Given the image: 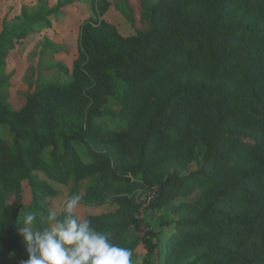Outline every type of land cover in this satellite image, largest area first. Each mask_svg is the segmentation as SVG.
<instances>
[{"label":"trees","instance_id":"1","mask_svg":"<svg viewBox=\"0 0 264 264\" xmlns=\"http://www.w3.org/2000/svg\"><path fill=\"white\" fill-rule=\"evenodd\" d=\"M109 7L96 0L100 15ZM143 7L146 28L129 37L83 23L78 83L37 81L14 111L0 82V125L12 134L10 144L0 136V259H28L17 228L28 213L36 214V228L49 225L52 181L72 182L68 199L116 205L85 218L131 249L134 264L139 243L153 254L158 235L129 240L128 231L140 229L142 210L176 199L166 264H264V0H143ZM116 8L134 22L126 0ZM56 10L2 28L0 67ZM72 102L75 116H67L62 107ZM103 117L118 128L93 123ZM198 145L201 165L182 174ZM22 182L31 202L20 217ZM145 187L155 195L142 208L137 195Z\"/></svg>","mask_w":264,"mask_h":264},{"label":"rangeland","instance_id":"2","mask_svg":"<svg viewBox=\"0 0 264 264\" xmlns=\"http://www.w3.org/2000/svg\"><path fill=\"white\" fill-rule=\"evenodd\" d=\"M150 4L158 0H148ZM109 9L102 15L96 11V0H0V31L6 25L22 21L24 14H34L39 11H56L47 16V23L35 24L31 31L8 54L4 64L0 67L1 88L6 96L9 107L18 111L25 104L26 98L32 93L37 81L75 83L73 68L75 63L81 61L79 52L80 29L83 23L90 22L101 34L103 32H116L123 37H129L136 31L144 30L145 24L141 17L144 11L143 0H126L132 9L134 22H129L125 15L116 8L120 0H108ZM75 102L62 107L67 116H75L73 107ZM110 109L118 112L120 107L115 99L110 100ZM94 124L110 129H117L118 122L111 117L94 119ZM0 136L9 144L12 142V134L8 129L0 125ZM204 148L198 145L195 148V159L189 163L181 173L196 170L202 162ZM49 153V148L44 154ZM78 154L86 162L88 161L83 149ZM48 183L56 191V196L48 199L49 212L62 214L64 205L68 200L69 187L67 184ZM23 200L19 207L20 217H23L31 202V192L26 182H22ZM152 189L145 187L138 192V201L143 204L145 197ZM180 200L176 199L160 208L141 212L143 223L139 230H129L128 239L137 237H151L150 232L158 235V246L153 254L148 255L144 243L141 241L135 249V264H143L147 258L153 264H166L164 252V240L172 230L170 222L175 219L172 206ZM145 208V207H144ZM116 205L107 202L101 206H91L79 202L73 210V214L84 219L90 214L113 212ZM50 223V222H49ZM49 226V225H48ZM0 264H12L11 261L0 259Z\"/></svg>","mask_w":264,"mask_h":264},{"label":"clouds","instance_id":"3","mask_svg":"<svg viewBox=\"0 0 264 264\" xmlns=\"http://www.w3.org/2000/svg\"><path fill=\"white\" fill-rule=\"evenodd\" d=\"M81 200L72 195L64 205L65 215L48 216L49 226L35 227V213L26 214L17 228L27 245L28 259L21 264H134L131 249L114 244L111 233L97 231L87 218L73 214Z\"/></svg>","mask_w":264,"mask_h":264},{"label":"built area","instance_id":"4","mask_svg":"<svg viewBox=\"0 0 264 264\" xmlns=\"http://www.w3.org/2000/svg\"><path fill=\"white\" fill-rule=\"evenodd\" d=\"M155 195V192L154 191H151L147 194V196L145 197V201L143 202L142 204V208L148 206L150 200L154 197Z\"/></svg>","mask_w":264,"mask_h":264}]
</instances>
